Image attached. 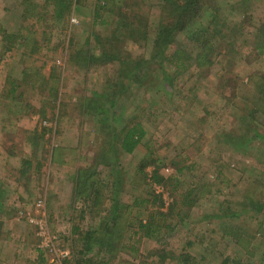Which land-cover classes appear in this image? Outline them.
Wrapping results in <instances>:
<instances>
[{
    "label": "rangeland",
    "instance_id": "obj_1",
    "mask_svg": "<svg viewBox=\"0 0 264 264\" xmlns=\"http://www.w3.org/2000/svg\"><path fill=\"white\" fill-rule=\"evenodd\" d=\"M72 1L58 20L56 3L0 0V231L28 233L44 264L30 214L47 217L68 264H161L162 250L167 264H264V0H203L163 63L166 0ZM112 51L126 69L150 65L130 82L120 59L100 62ZM138 122L146 136L127 154L123 129ZM12 157L20 181L40 177L29 193ZM61 167L79 190L61 211L74 223L57 224L44 188Z\"/></svg>",
    "mask_w": 264,
    "mask_h": 264
},
{
    "label": "trees",
    "instance_id": "obj_2",
    "mask_svg": "<svg viewBox=\"0 0 264 264\" xmlns=\"http://www.w3.org/2000/svg\"><path fill=\"white\" fill-rule=\"evenodd\" d=\"M97 1L99 2L103 1V2H106L107 4L115 3V0H97ZM49 2H51L52 4L56 3V7H58L57 13H56L58 20L63 19V17L66 16V14H70L72 12L71 11L72 3H73L72 0H46L47 5H49ZM202 4H203V0H166V4H165L166 15L161 25L159 26L157 33L155 35V38H154V47H153V55H152L153 61L156 59L155 61L157 62L160 61L161 63H163V60L166 61L168 59L167 55H168L169 49L171 48L172 45L177 44L178 36L181 33H183L188 27H190L193 21H195V18L199 16V14L201 13L200 10L202 9ZM103 7L104 6L99 4V8H103ZM216 17L217 16L215 14L212 18L213 22H215ZM207 43L208 42H205L201 46V49H203V47H205ZM102 54H101L102 55L101 58L103 60H100V62L102 63L108 64L110 62L120 59V54L115 51L108 52V54L102 52ZM182 58H183L182 54L180 52H177V54H174L172 56L170 63L175 64L177 60L182 59ZM92 59H94L95 61V60H98L99 58H96V59L92 58ZM119 63L125 65L122 59L119 60ZM133 63H135V68L131 69L130 67H128L126 69V65H125V67L121 70V77H124V79L129 80L130 82L132 81L130 79H135L136 76L140 74L139 72L141 73L144 72V69L146 68V66L150 65L149 61H145V62L135 61ZM124 86L126 89L127 85H124ZM122 133H123V137L121 140V143H122L121 147L123 151L127 154H133L146 136V132L143 129L142 124L140 122H138L137 124H135V126L131 128H128V126H126L123 129ZM91 184L92 186L94 185L93 183ZM188 194L190 195L191 193H188ZM152 215L153 213L151 214V218H150L151 221L146 222L149 224V226L142 225L143 229H145L146 227L147 237L152 236V233H153L151 230L152 226H155V228L160 229V226L152 218ZM164 252L165 250H162L160 252V254L162 253V255L164 256L163 257L164 262H161V264H167L170 261L166 259V256L163 254ZM171 256H174V254H172ZM177 257L180 258L181 264H190L191 257L188 256V254H180ZM224 264H228V261L224 262Z\"/></svg>",
    "mask_w": 264,
    "mask_h": 264
},
{
    "label": "crops",
    "instance_id": "obj_3",
    "mask_svg": "<svg viewBox=\"0 0 264 264\" xmlns=\"http://www.w3.org/2000/svg\"><path fill=\"white\" fill-rule=\"evenodd\" d=\"M87 154H84L85 155L84 157H88ZM90 154L92 155L91 158H93L94 153L90 152ZM85 159L86 158H83V161ZM78 160H80V159H78ZM21 161L23 162V158ZM62 161H63V156H60L59 158L57 157V162H55V163H58L59 166L60 165L65 166V165H63ZM8 162H9V165H11L12 167H15L14 173L19 174L18 178L16 179V177H15L14 180L16 182H19V185H21L24 189L23 191L27 190L26 192L29 193L28 189L26 188V184H27L26 181L31 183V182H34L35 179L37 181V178H38V180H40L39 175H38V177H36L37 175H35L33 172H31V173H29L28 176H30V177H27V180L25 179L24 181H20L21 176H23L24 173H27V171L25 170V168L23 166L24 163L14 164L17 162H16V160H13V157ZM4 171H5L4 177L6 178L7 177L6 172H8L9 170L5 169ZM37 172H36V174L39 173V172L38 173ZM68 173L69 172L64 170V167H61L59 170H54L52 172V174H50L51 175L50 178L52 179L51 183L50 184L46 183L47 186L44 187L46 189V193L49 195L48 205L50 206V209L58 210L57 216H55L57 218V221H58L57 224H59V221H65L67 219H68V221H71L73 223L76 221V218L73 216V214L72 215L70 214V216H69V214L66 215L65 211L61 212L62 210H67V209L72 210V208H74L75 205L79 201V200H77V201L75 200V198L78 197V195L76 197H74V195H76L79 192V190H77V192H74V188H72V182H71V181H73V179ZM79 174H81V173H79ZM81 176H82V174H81ZM76 177H77V175H75V178ZM6 180L9 181V178L7 177ZM23 191L21 190L22 195H23ZM21 192L19 191V193H21ZM31 192H33V190H31ZM9 193L11 195H13L12 194L13 192L9 191ZM22 199H23V197L21 198V200ZM52 218L53 217H51V219ZM60 218H62L63 220H60ZM12 220H13V218L6 221V222H12ZM64 224H67V221L64 222ZM6 226L7 225L4 226V230L0 231V233L2 232V234H0V264H44V261L43 260L41 261L37 252L29 251V247H31V243H30L31 238H29V234L23 233V232H19V233L16 232L15 237H14V234H12V232H11V228L9 226H8V228H6ZM67 227H68V225L66 227H63V228H61L57 225L58 229H60L64 232L68 231V234L74 236L72 234L73 232H71V229H69ZM5 228H6V230H5ZM16 229H14V231H16ZM31 229H30V231H31ZM98 235H100V234L96 233L94 235H88V237L85 238V240H88V241L93 240L94 241L93 243L95 244V242L100 241V238H97V237H100ZM108 249H109V247L106 249V251H107L106 255H104L106 253L105 250L100 251V252H104V253L98 254V255L105 256L108 258V256H109ZM107 258H105V259H107ZM104 261H107V260H104Z\"/></svg>",
    "mask_w": 264,
    "mask_h": 264
},
{
    "label": "built area",
    "instance_id": "obj_4",
    "mask_svg": "<svg viewBox=\"0 0 264 264\" xmlns=\"http://www.w3.org/2000/svg\"><path fill=\"white\" fill-rule=\"evenodd\" d=\"M45 207V203L43 201H39L36 204V207L41 208ZM47 217L43 215V218L40 219L37 216L29 215L27 217V221L30 225L36 228V235L39 240L40 248L44 252H49L51 250L53 254V259L50 261V264H68L66 261L70 256V253L64 252V250L56 249L58 237L56 234H53L51 229L49 228L48 222L46 221Z\"/></svg>",
    "mask_w": 264,
    "mask_h": 264
}]
</instances>
